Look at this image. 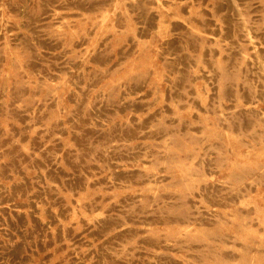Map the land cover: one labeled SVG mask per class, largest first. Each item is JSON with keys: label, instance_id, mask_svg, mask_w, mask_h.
Returning a JSON list of instances; mask_svg holds the SVG:
<instances>
[{"label": "rangeland", "instance_id": "1", "mask_svg": "<svg viewBox=\"0 0 264 264\" xmlns=\"http://www.w3.org/2000/svg\"><path fill=\"white\" fill-rule=\"evenodd\" d=\"M0 264H264V0H0Z\"/></svg>", "mask_w": 264, "mask_h": 264}]
</instances>
